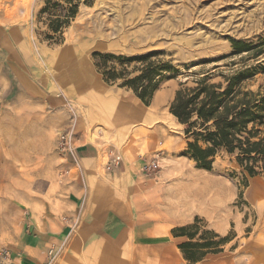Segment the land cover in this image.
<instances>
[{
  "label": "rangeland",
  "instance_id": "obj_1",
  "mask_svg": "<svg viewBox=\"0 0 264 264\" xmlns=\"http://www.w3.org/2000/svg\"><path fill=\"white\" fill-rule=\"evenodd\" d=\"M75 2L76 17L61 36L50 38V17L60 9L55 3L68 8L65 0H0V253L10 252L32 207L38 212L51 180L66 185L74 171L81 172L76 163L64 166V136L76 146L86 132L89 140H102L104 175L124 166L125 152L136 159L135 215L155 225L149 244H137L138 237L123 249L96 245V252H87L91 257L75 253L67 264H264V213L250 192L253 185L264 190V175L252 176L224 150L210 170L199 167L186 153V125L170 110L181 84L203 77L226 85L228 77L243 73L245 88L264 93V0ZM45 7L50 9L40 14ZM96 51L155 52L152 60L171 62L176 71L165 73L146 105L119 82L103 80ZM92 104L106 108L105 121L94 122ZM115 105L134 117L132 125L115 122L113 114L121 110ZM114 154L121 160L108 173L104 168ZM214 185L220 192L209 194ZM83 218L82 208L64 218L73 235ZM188 224L197 225L193 241H229L193 262L180 247L189 238L173 233ZM65 246L50 252L52 263L66 254Z\"/></svg>",
  "mask_w": 264,
  "mask_h": 264
},
{
  "label": "trees",
  "instance_id": "obj_2",
  "mask_svg": "<svg viewBox=\"0 0 264 264\" xmlns=\"http://www.w3.org/2000/svg\"><path fill=\"white\" fill-rule=\"evenodd\" d=\"M65 2L69 4L68 8L55 3L60 9L50 17L48 27L53 34L48 36L50 38L61 36L64 28L79 11V2ZM49 9L43 8L40 14ZM157 54L152 52L127 56L96 51L93 53V60L105 82H119L120 86L131 89L141 101L150 105L165 73L176 71L171 62L152 60ZM135 61L140 65L130 69V64ZM134 71L139 72L132 74ZM244 78L243 73L233 75L226 79L227 84L224 85L203 77L192 86L182 83L176 92L170 110L180 123L186 125L185 132L190 139L186 153L201 168L210 170L216 156L224 150L235 155L238 163L252 176L264 175V93L245 88L242 85ZM195 227L197 225L188 224L173 230L175 236L189 238L180 247L185 257L193 262L210 252L220 251L221 244L229 241L227 238L193 241L197 232V229L193 230ZM211 232L214 236H219Z\"/></svg>",
  "mask_w": 264,
  "mask_h": 264
},
{
  "label": "crops",
  "instance_id": "obj_3",
  "mask_svg": "<svg viewBox=\"0 0 264 264\" xmlns=\"http://www.w3.org/2000/svg\"><path fill=\"white\" fill-rule=\"evenodd\" d=\"M21 77L27 81L25 73ZM95 88L101 89L97 86ZM90 91L94 98L100 97ZM93 105L89 113L94 122L105 121L106 108L97 106V109ZM115 106L121 109L113 114L115 122L126 121V126L132 125L134 117L124 107ZM100 141L89 140L86 132L78 137L73 152L69 156L68 152L65 155L64 166L73 167L76 163L81 172L74 171L66 185L59 184L54 178L51 180L48 191L38 199V212L32 207L21 233L10 249L6 264H54L50 252L65 245L66 254L55 264H67L70 259L74 261L72 258L75 253L77 258L84 257L91 249L94 253L96 245L104 250L105 243L123 249L132 242L135 244L139 237L141 241L137 244H149V237L153 236L149 232L155 223L136 217L131 198L137 161H132L129 152L124 151V166L109 177L104 175L103 163L106 159L103 158L102 145H98ZM79 208L84 210V218L75 236L64 218ZM79 262L84 264L81 259L77 264Z\"/></svg>",
  "mask_w": 264,
  "mask_h": 264
},
{
  "label": "built area",
  "instance_id": "obj_4",
  "mask_svg": "<svg viewBox=\"0 0 264 264\" xmlns=\"http://www.w3.org/2000/svg\"><path fill=\"white\" fill-rule=\"evenodd\" d=\"M64 139H65V146L67 148V150L69 151V153H72L73 151V147L71 146V140L70 138L64 136ZM115 156L112 158L111 162H109L106 166V168L108 170H110L113 166H116L117 164L120 163V160H121V156L118 155V154H114ZM114 164V165H113ZM159 165V163L155 160L153 162V166L154 168H157ZM0 264H6V260H7V257L9 256V251H5L4 253H0Z\"/></svg>",
  "mask_w": 264,
  "mask_h": 264
},
{
  "label": "bare ground",
  "instance_id": "obj_5",
  "mask_svg": "<svg viewBox=\"0 0 264 264\" xmlns=\"http://www.w3.org/2000/svg\"><path fill=\"white\" fill-rule=\"evenodd\" d=\"M66 137H69V136L66 135ZM91 140H93V137H91ZM71 146H72V144H71ZM72 147H73V150H74L75 146H72ZM152 161L154 162V159ZM214 191H215V194L219 191V190L216 189L215 185H214V187L210 188L209 194L214 193ZM250 192H251V195H252L253 199H255V201L257 202L258 209L260 210V212L264 213V200L262 198L263 197L262 195L264 194V190L258 189V185H253V187H251V191ZM0 257H2V256H0Z\"/></svg>",
  "mask_w": 264,
  "mask_h": 264
}]
</instances>
